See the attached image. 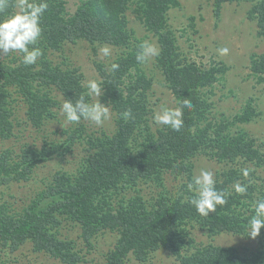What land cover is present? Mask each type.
<instances>
[{"label":"trees","instance_id":"16d2710c","mask_svg":"<svg viewBox=\"0 0 264 264\" xmlns=\"http://www.w3.org/2000/svg\"><path fill=\"white\" fill-rule=\"evenodd\" d=\"M68 1L48 0L36 45L43 54L35 65H23L19 52L0 54V264H22L25 255L31 264H46L41 254L59 264H84L96 250V237L106 231L117 234V240L104 253V264H141L160 249L175 255L179 264H264V247L250 252L245 247L241 253L237 246L197 243L194 235L198 228L211 237L221 232L250 237L245 229L252 204L264 198V178L257 174L264 152L257 138L238 126L260 114L252 101L233 118L213 112V87L229 67L223 61L204 67L183 54L168 15L181 1L79 0L74 12ZM235 1L252 3L248 18L264 38V0H215V15ZM10 3L8 11H18L15 0ZM128 11L157 37L160 55L154 64L176 104L191 98L194 107L184 110L179 132L164 125L153 128L155 75L136 60L144 36L131 29ZM79 40L113 46L114 59H94L102 82L99 100L113 112L112 132L84 120L52 128L64 100L74 102L87 93L80 66L51 57L57 51L64 55L66 44ZM112 63L120 66L115 72ZM250 66L264 80V52L252 53ZM129 109L132 118L125 121L120 114ZM23 124L39 135L19 149L7 146L21 137ZM68 154L78 155L75 170H56L22 203L3 197L4 188L30 181L40 165ZM199 156L221 164L216 186L232 193L208 217L197 213L190 203L194 194L187 190ZM245 168L251 170L247 178ZM237 181L248 186L246 194L232 190ZM258 238L263 246L264 228Z\"/></svg>","mask_w":264,"mask_h":264},{"label":"rangeland","instance_id":"374dc122","mask_svg":"<svg viewBox=\"0 0 264 264\" xmlns=\"http://www.w3.org/2000/svg\"><path fill=\"white\" fill-rule=\"evenodd\" d=\"M181 6L172 7L169 11V22L176 29L178 42L183 54L190 61H196L204 67H210L215 63L225 62L229 67L224 78L213 87L210 100L215 101V114L224 113L227 117L233 118L236 114L243 111L249 101L260 111L249 122H239V127L245 128L252 136L257 138V142L264 152V80L251 70V54L254 52H264V38L256 34L257 23L248 18V11L252 3L247 1L227 2L223 5L220 16L215 15V0H180ZM79 0H69L68 8L74 12L78 6ZM19 10V9H18ZM194 16V26H191ZM131 29L135 30L136 35L143 37L157 47L158 40L155 35L149 32L141 19L128 11ZM100 45V44H98ZM96 48H95V47ZM103 45H92L89 41L79 40L77 42H68L64 49V55L60 52H52L51 57L54 62L60 63L65 60L68 64L73 63L80 66L85 76V84L91 79L101 80L94 59L97 62L107 63L114 59L115 52L113 46L111 55L103 57L99 54V49ZM227 47L228 55H220L219 48ZM96 51V54H95ZM154 58L145 63L146 71L155 75V84L152 91V105L154 106L151 122L153 128L160 126L154 119V113L160 111L161 105L175 107L176 99L172 91L164 84L163 76L154 64ZM63 63V62H62ZM161 79V80H160ZM100 97H92L93 101ZM103 104V103H102ZM105 105V104H104ZM110 108V107H109ZM111 118L101 126H96L90 122L92 127H104L108 132L114 131L113 112L110 108ZM59 119L52 124V128L61 129L65 126L75 124L66 123L62 113H59ZM21 137L9 141L6 145H13L15 149L23 144L24 141L32 140L39 134L36 130L22 125ZM58 136V134H57ZM141 136H137L139 138ZM138 145H141L137 141ZM0 145L2 143L0 142ZM80 150V148H78ZM78 163V155L68 154L66 157H55L52 160L39 166L33 178L30 181H21L14 183L10 188H4L3 197L17 204L29 200L49 181L51 175L60 169L75 170ZM256 167L255 165L252 166ZM221 168V164L214 160H209L205 156H199L196 159L195 172L199 175L201 170H210L215 173L216 169ZM258 175L264 178V163L258 168ZM216 177V174H215ZM76 231V230H74ZM75 235V234H74ZM197 243L212 242L222 246H237L239 252L245 253L264 247L258 237L255 239L231 232H221L220 234L209 236L198 228L194 230ZM117 240V234L106 231L100 233L95 239L96 250L89 254L87 262L84 264H104V253L114 246ZM29 250L25 251L28 252ZM31 252V251H30ZM27 255L22 256V264H31ZM39 259L46 264H59L53 259L39 255ZM55 262V263H54ZM134 262V260H133ZM141 264H179L178 259L166 249H160L154 253L149 261Z\"/></svg>","mask_w":264,"mask_h":264},{"label":"clouds","instance_id":"9594fccd","mask_svg":"<svg viewBox=\"0 0 264 264\" xmlns=\"http://www.w3.org/2000/svg\"><path fill=\"white\" fill-rule=\"evenodd\" d=\"M10 7H13L10 0H0V14H4V18L0 19V54L19 52L23 54L21 61L23 65H35L43 54L42 49L36 45L42 39V17L49 7L48 0H15L14 8L19 10L9 12ZM218 52L222 56L228 55L229 49L222 47L218 49ZM99 54L109 57L111 48L105 45L99 49ZM159 55V48L151 41L145 40L139 45L136 60L143 64ZM110 67L111 71L115 72L120 66L118 63H112ZM101 84L102 82L96 79L88 80L86 94H81L74 102L72 99L64 100L61 113L66 123L78 124L84 120L101 126L111 118L112 114L108 105L102 104L100 100L89 102L85 98V95L100 97ZM193 107L191 98H183L175 107L161 105L160 111L154 113L153 119L157 124L179 132L184 126V110H191ZM120 115L125 121L132 118L130 109ZM250 171L248 168L242 169V175L247 178ZM216 185L215 173L210 170H201L199 175H194L187 184V190L194 194L190 203L202 217H208L210 213H215L218 207L226 205L232 194L228 190L218 189ZM232 190L236 194L244 195L248 191V186L237 181L232 185ZM252 208L254 211L247 220L245 230L251 238L255 239L264 228V198L255 200Z\"/></svg>","mask_w":264,"mask_h":264}]
</instances>
